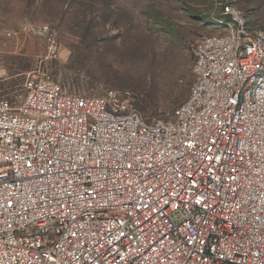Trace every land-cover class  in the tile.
Returning a JSON list of instances; mask_svg holds the SVG:
<instances>
[{
	"label": "built area",
	"instance_id": "1",
	"mask_svg": "<svg viewBox=\"0 0 264 264\" xmlns=\"http://www.w3.org/2000/svg\"><path fill=\"white\" fill-rule=\"evenodd\" d=\"M225 15L168 120L39 73L0 93V264H264V30Z\"/></svg>",
	"mask_w": 264,
	"mask_h": 264
},
{
	"label": "rangeland",
	"instance_id": "2",
	"mask_svg": "<svg viewBox=\"0 0 264 264\" xmlns=\"http://www.w3.org/2000/svg\"><path fill=\"white\" fill-rule=\"evenodd\" d=\"M227 6L264 30V0H0V93L20 100L39 73L69 93L117 90L145 119L168 120L190 94L193 46L226 33ZM29 24L49 25L57 59L45 60L49 44Z\"/></svg>",
	"mask_w": 264,
	"mask_h": 264
},
{
	"label": "trees",
	"instance_id": "3",
	"mask_svg": "<svg viewBox=\"0 0 264 264\" xmlns=\"http://www.w3.org/2000/svg\"><path fill=\"white\" fill-rule=\"evenodd\" d=\"M189 58H187V60H189L187 64L190 63L189 65H191V63L193 62V58L191 60ZM192 81H193V74H191V72L188 70V73H187V75L185 77V84H186V86H188V87L191 86ZM182 99L183 98L180 97L178 99L177 103H180L181 101H183Z\"/></svg>",
	"mask_w": 264,
	"mask_h": 264
}]
</instances>
